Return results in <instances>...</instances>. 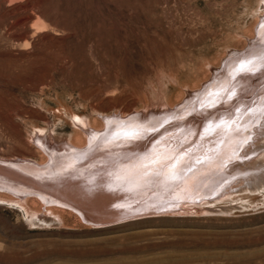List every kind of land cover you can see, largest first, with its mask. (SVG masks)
Segmentation results:
<instances>
[{
    "label": "rangeland",
    "instance_id": "1",
    "mask_svg": "<svg viewBox=\"0 0 264 264\" xmlns=\"http://www.w3.org/2000/svg\"><path fill=\"white\" fill-rule=\"evenodd\" d=\"M262 57L264 0H0V264H264V190L242 186L264 167V91L238 65ZM246 89L254 110L230 116ZM199 144L157 203L106 187Z\"/></svg>",
    "mask_w": 264,
    "mask_h": 264
},
{
    "label": "bare ground",
    "instance_id": "2",
    "mask_svg": "<svg viewBox=\"0 0 264 264\" xmlns=\"http://www.w3.org/2000/svg\"><path fill=\"white\" fill-rule=\"evenodd\" d=\"M258 48V47H257ZM255 54H257V53H255ZM258 55V54H257ZM234 56V55H233ZM259 56V55H258ZM263 56V55H262ZM241 57V56H240ZM248 59V58H247ZM239 65V64H238ZM242 74V73H241ZM243 76V75H242ZM225 77V76H224ZM224 81V80H223ZM250 81V80H249ZM237 82V81H236ZM242 82V81H241ZM232 83V82H231ZM235 83V82H234ZM245 86V85H244ZM258 87V86H257ZM260 87V86H259ZM212 88V87H211ZM243 88V87H242ZM232 89V88H231ZM258 89V88H257ZM233 92V91H232ZM255 92V91H254ZM223 93V92H222ZM196 94V93H195ZM262 94H263V92H262ZM206 95V94H205ZM222 95V94H221ZM207 97V96H206ZM192 100V99H191ZM190 100V101H191ZM194 100H195V98H194ZM194 100H193V102H194ZM203 100V99H202ZM213 100V99H212ZM257 101H259V100H257ZM263 101V100H262ZM204 102V101H203ZM257 103H260V102H257ZM193 104V103H192ZM195 104V103H194ZM204 104V103H203ZM206 104V103H205ZM263 104V103H262ZM177 105V104H176ZM258 105V104H257ZM260 105V104H259ZM199 106V105H198ZM262 106V105H261ZM253 108V107H252ZM257 108H258V106H257ZM191 109V108H190ZM256 109V108H255ZM218 110V109H217ZM254 110V109H253ZM261 110H263V109H261ZM163 111V110H162ZM162 111H160L161 113H162ZM165 111V110H164ZM184 111V110H183ZM186 111H189V110H186ZM167 112V111H166ZM169 112V111H168ZM240 112V111H239ZM159 113V112H158ZM243 113V112H242ZM254 113V112H253ZM164 116H165V114L164 113H162ZM172 114V113H171ZM139 115V114H138ZM169 115H170V113H169ZM222 115V114H221ZM250 115V114H249ZM248 115V116H249ZM137 116V115H136ZM161 116V115H160ZM247 116V117H248ZM144 117V116H143ZM199 117V116H198ZM246 117V118H247ZM255 117V116H254ZM126 118V117H125ZM124 118V119H125ZM146 118V117H145ZM176 118V117H175ZM239 118V117H238ZM112 119V118H111ZM110 119V120H111ZM154 119V118H153ZM168 119V118H167ZM191 119V118H190ZM189 119V120H190ZM107 120H109V119H107ZM131 120V119H130ZM139 120V119H138ZM143 120H144V118H143ZM252 120H253V118H252ZM113 121V120H112ZM145 121V120H144ZM166 121V120H165ZM256 120H254V122H255ZM127 122V121H126ZM170 122V121H169ZM192 122H193V118H192ZM259 122V121H258ZM122 122H120V124H121ZM128 123V122H127ZM194 123H196V122H194ZM118 124V123H117ZM189 124H191V123H189ZM241 124V123H240ZM119 125V124H118ZM184 125V124H183ZM181 126V127H183L184 128V126ZM187 125V124H186ZM196 125H197V123H196ZM199 125V124H198ZM213 125V124H212ZM112 126H114V125H112ZM122 126H124V125H122ZM127 126H128V124H127ZM138 126V125H137ZM180 125H178V128H181V127H179ZM189 126V125H188ZM249 126V125H248ZM134 127V126H133ZM132 127V129H134ZM153 127V126H152ZM163 127V126H162ZM201 127V126H200ZM214 127V126H213ZM212 127V128H213ZM226 127H228V125H226ZM225 127V128H226ZM232 127H234V126H232ZM240 127V126H239ZM242 127V126H241ZM251 127V126H250ZM113 128H115V126L114 127H112V129ZM117 128H118V126H117ZM120 128H121V126H120ZM136 128V127H135ZM141 128V127H140ZM146 128V127H145ZM144 128V129H145ZM159 128V127H158ZM198 128H199V126H198ZM208 128V127H207ZM219 128H222V127H219ZM218 128V129H219ZM224 128V127H223ZM230 128V127H229ZM95 129V128H94ZM111 129V130H112ZM137 129H138V127H137ZM143 129V130H144ZM147 129V128H146ZM175 129H176V126H175ZM200 129H202V127L200 128ZM205 130H206V128H204ZM211 129V128H210ZM231 130H232V128H230ZM249 129V128H248ZM251 129V128H250ZM110 130V131H111ZM120 130V129H119ZM124 130V129H123ZM128 130V129H127ZM139 130V129H138ZM141 130V129H140ZM95 131V130H94ZM101 131V130H100ZM99 131V132H100ZM114 131V130H113ZM142 131V130H141ZM196 130H194V132H195ZM204 131V130H203ZM213 131H214V129H213ZM221 131H223V129L221 130ZM227 131V130H226ZM109 132V131H108ZM129 132V131H128ZM137 132V131H136ZM144 132V131H143ZM175 132H178V131H175ZM184 132V131H183ZM211 133H213L212 131H210ZM219 133H220V131H218ZM217 132V133H218ZM231 132V131H230ZM247 133H248V130L246 131ZM112 133V132H111ZM114 133H115V131H114ZM120 133V132H119ZM125 133V132H124ZM192 133V132H191ZM198 133H200V131L198 132L197 131V134ZM204 133V132H203ZM224 133H226L225 131H224ZM228 133V132H227ZM108 134V133H107ZM116 134H117V132H116ZM210 134V133H209ZM208 134V135H209ZM222 134H223V132H222ZM221 133H220V135H222ZM233 134V133H232ZM100 135V134H99ZM112 135H114L113 133L111 134V136ZM131 135H132V133H131ZM142 135V134H141ZM184 135V134H183ZM217 136H218V134H216ZM215 135V136H216ZM228 135V134H227ZM227 135L225 136V137H227ZM87 136V135H86ZM104 136H106V135H104ZM108 136V135H107ZM106 136V137H107ZM121 136H123L122 134H121ZM125 136V135H124ZM189 136V135H188ZM191 136V135H190ZM193 136V135H192ZM201 136V135H200ZM214 136V135H213ZM230 136H232V135H230ZM114 137V136H113ZM116 137V136H115ZM136 137V136H135ZM142 137H143V135H142ZM162 137V136H161ZM141 138V137H140ZM140 138H137V139H140ZM180 138V137H179ZM198 138V137H197ZM208 138V137H207ZM211 138V137H210ZM216 138V137H215ZM214 138V139H215ZM107 139V138H106ZM192 139H194V138H192ZM213 139V138H212ZM228 139V138H227ZM103 140V139H102ZM113 140V139H112ZM133 140H136V139H133ZM167 140V139H166ZM169 140V139H168ZM167 140V141H168ZM176 140V139H175ZM180 140V139H179ZM209 140V139H208ZM218 140V139H217ZM244 140V139H243ZM88 141V140H87ZM104 141V140H103ZM152 141V140H151ZM182 141V140H181ZM180 141V142H181ZM195 141H196V139H195ZM90 142V141H89ZM100 142H102L101 140H100ZM108 142V141H107ZM109 142H110V139H109ZM125 141H123V143H124ZM152 142H154V141H152ZM175 142H177V140L175 141ZM192 142V141H191ZM203 142L204 141H202L201 140V143L200 144H203ZM212 142V141H211ZM79 143V142H78ZM105 143V142H104ZM120 143H122V141L120 142ZM122 143V144H123ZM170 143V142H169ZM207 143V142H206ZM90 144V143H89ZM101 144V143H100ZM118 144V143H117ZM127 144V143H126ZM130 144V143H129ZM163 144H165V142H163ZM190 144V143H189ZM194 144V143H193ZM194 145V151L192 150V152H190V153H188V154H184V155H186V156H188V155H190V154H192V155H198V156H201V157H198V161L196 160V164L194 165V166H192V165H189L188 163H186V162H183L184 160L183 159H186V156H179L177 159H175V160H173V161H168V165H171L172 167H171V169H165L164 167H163V165H162V163H160L159 161H154V160H156V159H154L153 161H152V159H151V161L152 162H149L148 164H147V166H146V163L145 162H147L146 160H147V158H149L150 156H148L146 159H144L143 157H138V159H136V160H134L135 161V165H132L133 164V162H127V163H125V164H127L128 166L125 168V172H124V174H123V172L121 173V174H123V177H122V179L124 178V177H127V175H129V177H127L128 179V181H125V182H121L119 185H112V184H109V181H107V186L106 187H110V186H113L114 188H116L115 189V191H113V194H116L115 192L116 191H119V192H123L124 193V195H126L127 196V198L128 197H130V198H132L131 196H133V195H135V194H141V193H144V192H146V191H150V192H152L151 193V195H147V194H145L144 195V197L142 198V199H140L139 198V200L137 201H135V202H137V203H139V202H144V203H148L149 201L151 202V201H153V202H155V203H157L156 201H158V200H162V199H159V198H161L160 196H159V194H161V191H163L162 189H164V188H166L165 190H169V189H167V187L168 188H170L171 190L172 189H176L177 187L176 186H180L181 184H180V182H182V181H178V179H176V178H179V180L181 179V180H184V179H189V177L191 178L194 174H192V173H195V172H197V171H194L195 169H196V166L198 165V166H202V165H205V151L203 152V151H201V152H203V153H201L200 151L198 152V153H200V154H197V150H199V148H201V145ZM236 144V143H235ZM124 145V144H123ZM132 145V144H131ZM140 145V144H139ZM203 145H205V144H203ZM97 146V145H96ZM119 146V145H118ZM129 145H127L126 147H128ZM165 146V145H164ZM208 146V145H207ZM93 147V146H92ZM120 147V146H119ZM132 147H133V145H132ZM136 147H138V146H136ZM142 148H144L143 146H141ZM148 147V146H147ZM96 148V147H95ZM129 148H131L130 146H129ZM169 148V147H168ZM167 148V149H168ZM186 148V147H185ZM205 148V147H204ZM208 148V147H207ZM211 148L212 149H219V144H216V145H211ZM240 148V147H239ZM122 149V148H121ZM127 149V148H126ZM132 149V148H131ZM134 149V148H133ZM115 150V149H114ZM150 150V149H149ZM156 152L159 150V147H156ZM154 150V151H155ZM161 150V149H160ZM202 150H203V148H202ZM207 150V149H206ZM127 151H131V150H127ZM209 151V150H208ZM211 151V150H210ZM217 151V150H216ZM99 152H101V150H99ZM103 152V151H102ZM117 152V151H116ZM128 152V153H129ZM150 152V151H149ZM153 152V151H152ZM159 152V151H158ZM212 152H214V151H212ZM92 153H95V152H92ZM148 153V152H147ZM151 153V152H150ZM217 153V152H216ZM152 154V153H151ZM150 154V155H151ZM154 154H156L155 152H154ZM215 154V153H214ZM97 155H99V153L97 152ZM148 155V154H147ZM161 155H163V154H161ZM94 156H96V155H93V157ZM143 156V155H142ZM157 156H158V153H157ZM164 156H165V154H164ZM163 156V157H164ZM209 156V155H208ZM85 157L87 158H89L90 160L92 159L93 160V158H91V154H89V155H86V154H82V155H78V156H76L75 157V160H72L70 163H68L69 165H68V167H66L65 169H63L64 171L65 170H67V169H71V171H76V170H78L79 169V167H80V164H79V161H81V158H84L85 159ZM101 157V156H100ZM99 157V158H100ZM152 157V156H151ZM169 157V156H168ZM185 157V158H184ZM210 157H212V156H210ZM137 158V157H136ZM209 158V157H208ZM65 159V158H64ZM74 159V158H73ZM161 159V158H160ZM160 159H158V160H160ZM182 159V160H181ZM193 159V158H192ZM210 159V158H209ZM86 160V159H85ZM149 160V159H148ZM181 160V161H180ZM191 160V159H190ZM186 161H189V160H186ZM195 161V160H194ZM193 162V161H192ZM207 162V161H206ZM63 163V162H62ZM191 163V162H190ZM229 163V162H228ZM122 164V163H121ZM122 167H124V166H122ZM121 168V167H120ZM140 168H143L144 169V171L143 172H140L139 171V169ZM149 169V171L150 172H148V169ZM164 168V169H163ZM203 168V167H202ZM119 169V168H118ZM142 169V170H143ZM213 169V168H212ZM123 171V170H122ZM194 171V172H193ZM207 171H208V169H207ZM177 173H181L182 174V176H181V174H179V175H177V176H179V177H174V176H176V174ZM233 173V172H232ZM186 174V175H185ZM190 174H192V175H190ZM234 174V173H233ZM189 175V176H188ZM215 178V177H214ZM239 179V178H238ZM241 179V178H240ZM111 180V179H110ZM194 180H195V178H194ZM197 180V179H196ZM209 180V179H208ZM213 180V179H212ZM211 180V181H212ZM114 181V180H113ZM122 181V180H121ZM236 181V180H235ZM119 182V181H118ZM183 183H186V180L185 181H183ZM10 184H11V182H10ZM208 184V183H207ZM212 184V183H211ZM216 184V183H215ZM198 186V185H197ZM243 188H245V189H247V190H249V191H253V192H259V191H261V190H264V167H258L257 169H256V171H253V172H251L250 174H249V177L247 178V180L243 183ZM7 187V186H6ZM10 187V186H9ZM190 188H193V185H190ZM110 190V189H109ZM24 192H26V191H24ZM37 194V193H36ZM121 194V193H120ZM123 195V194H122ZM123 195V196H124ZM115 196V195H114ZM121 196V195H120ZM119 196V197H120ZM142 196V195H141ZM42 198V197H41ZM64 198V197H63ZM81 198V197H80ZM85 198H87V196H84L82 199H85ZM115 198H117V197H115ZM124 198V197H123ZM162 198H164V197H162ZM55 199V198H54ZM65 199V200H64ZM63 200H64V202H67L68 203V198H64ZM71 199V198H70ZM134 199V198H133ZM137 199V198H136ZM51 200V199H50ZM62 200V201H63ZM163 200H165V199H163ZM56 201V200H55ZM103 202V201H102ZM152 203V202H151ZM159 203V202H158ZM102 204H105V203H102ZM140 204V203H139ZM153 204V203H152ZM157 205V204H156ZM236 207V204L234 205H232L230 208H228V209H231V208H235ZM105 218V217H104Z\"/></svg>",
    "mask_w": 264,
    "mask_h": 264
},
{
    "label": "snow or ice",
    "instance_id": "3",
    "mask_svg": "<svg viewBox=\"0 0 264 264\" xmlns=\"http://www.w3.org/2000/svg\"><path fill=\"white\" fill-rule=\"evenodd\" d=\"M264 59V57H262ZM253 61L248 59H242L239 61V70L241 71L243 78L245 81H247L249 78H255L258 83L261 84V88L258 91H264V71L260 72L258 75L256 74L254 67H247L248 65H252ZM235 79V77H233ZM235 95V92H231L228 95V99H231L232 96ZM252 95V93L249 90H245V94L239 97L231 106L230 109H224V111H227V113L230 116H234L236 112L240 110L241 104L247 102L248 103V111L252 112L253 109L251 107V104L254 101H250L248 97ZM223 119H221V123H223ZM239 130V129H237ZM256 141L259 142L261 145H264V125L256 124V132H255ZM252 140V136L250 135L246 140L243 141V143H248V141ZM147 147V145L145 146ZM99 149L97 148L96 151ZM261 152L264 153V146H262L259 150L256 147V142H253L249 146V152L255 153V152ZM241 162L243 160L250 159V155L248 153H245L243 157L240 158Z\"/></svg>",
    "mask_w": 264,
    "mask_h": 264
}]
</instances>
